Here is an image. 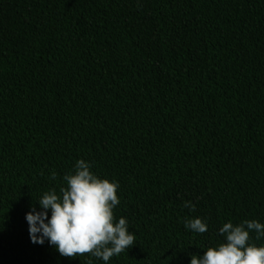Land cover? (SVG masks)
Returning a JSON list of instances; mask_svg holds the SVG:
<instances>
[{
  "label": "trees",
  "instance_id": "obj_1",
  "mask_svg": "<svg viewBox=\"0 0 264 264\" xmlns=\"http://www.w3.org/2000/svg\"><path fill=\"white\" fill-rule=\"evenodd\" d=\"M81 158L135 236L108 264H189L264 223V0H0V264H104L25 220Z\"/></svg>",
  "mask_w": 264,
  "mask_h": 264
},
{
  "label": "clouds",
  "instance_id": "obj_2",
  "mask_svg": "<svg viewBox=\"0 0 264 264\" xmlns=\"http://www.w3.org/2000/svg\"><path fill=\"white\" fill-rule=\"evenodd\" d=\"M91 162L81 158L73 170L63 176L65 185L50 189L25 214L30 241L43 245L47 241L61 256L75 258L89 253L108 264L109 260L134 245L135 236L129 231L124 217L116 218L119 205L118 183L99 177L92 171ZM52 173L51 178L55 179ZM184 207L194 208L191 201ZM186 230L203 234L208 230L206 220L199 217L184 221ZM264 239V223L243 220L227 221L218 229L223 241L207 247L203 255L193 254L189 264H264V244L252 242ZM89 264H92L91 259Z\"/></svg>",
  "mask_w": 264,
  "mask_h": 264
}]
</instances>
